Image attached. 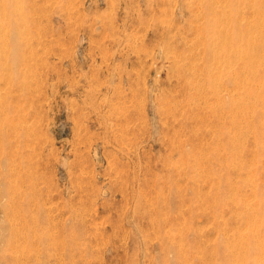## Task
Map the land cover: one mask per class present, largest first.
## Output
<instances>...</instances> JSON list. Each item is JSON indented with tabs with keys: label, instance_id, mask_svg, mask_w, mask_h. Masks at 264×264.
<instances>
[{
	"label": "rangeland",
	"instance_id": "374dc122",
	"mask_svg": "<svg viewBox=\"0 0 264 264\" xmlns=\"http://www.w3.org/2000/svg\"><path fill=\"white\" fill-rule=\"evenodd\" d=\"M209 1L20 0L26 27L1 29L0 264L13 200L66 239L64 264H264V87L239 106L209 65ZM231 108L257 125L236 147Z\"/></svg>",
	"mask_w": 264,
	"mask_h": 264
},
{
	"label": "bare ground",
	"instance_id": "6f19581e",
	"mask_svg": "<svg viewBox=\"0 0 264 264\" xmlns=\"http://www.w3.org/2000/svg\"><path fill=\"white\" fill-rule=\"evenodd\" d=\"M216 1H209L205 5V11L208 15L205 27L206 39L204 42L206 55L211 67H221L220 72H225L226 75H228L229 79L231 78L232 81L241 85L240 89H242L243 91V99H240L237 104L239 106L245 107L247 106V103L245 102L244 97L246 96L247 98H251L252 96L257 94L258 92L255 90L257 88L256 86L260 85V87H264V0H228L227 5H219V8L215 3ZM20 4H22L20 0H0V73L1 56L2 52L5 51V46L2 41L3 38L1 37V29L4 25L3 22H7L9 26L14 24V26L18 25L20 28L26 27L24 25L26 20L25 12L24 10H22L23 6H20ZM226 6H229L230 10L226 9ZM245 6L249 8L248 14H250L252 18H247L244 23L241 21L240 17H242V19L245 17ZM217 14L220 15L217 16ZM20 28H18L17 31L14 28L11 29H13V31L15 30L14 32L16 35H18V32V36H22L23 33L19 31ZM238 62L241 63V69L239 71L233 68V65ZM211 67L207 69L206 79L210 82L215 81L216 88L214 90L217 93L220 84L218 80L215 79L218 77H216L215 73L211 71ZM219 75L222 76L221 73ZM236 83H234V86L236 85ZM215 98L214 100H216ZM221 99L226 100L225 96H220L218 101H220ZM231 110L233 111L232 124L236 127L238 126L239 128V130L235 131L234 136L231 139V147H236L239 144L241 137H244L246 132L253 127V130L255 131V127H257V125H251L249 117L247 115L241 114L240 110L239 115H235L238 113V110H233L232 108ZM256 114L258 113L254 111L251 118H253ZM15 201L16 200H13V203L8 204L1 203L4 204L1 205L2 207L6 206V209L8 208L11 210V214L14 216L13 220L15 221L10 224V233L8 237L9 249H7L9 251V254H5L6 262L9 264H49L50 262L55 263V260L49 258L50 256H53L54 253L59 254V258H57L58 260L56 259L57 263L64 264V257L67 256V249L65 248L66 239H63L60 234L57 235L50 233L48 229L44 228V226L40 224V221L38 219L37 221L34 220L33 223H29L27 220L20 221L18 217L20 215L22 207L20 204H16ZM253 207L256 208L257 213H260L261 210H264V202L259 201V203L253 205L251 208ZM5 230L8 229L5 228ZM5 230L3 229L1 232H3L4 234L6 233ZM259 250L261 251V253L264 252L263 247H260ZM45 253L48 254L46 257H44ZM256 264L262 263L257 262Z\"/></svg>",
	"mask_w": 264,
	"mask_h": 264
}]
</instances>
